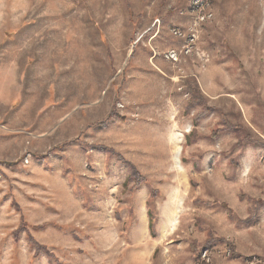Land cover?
Here are the masks:
<instances>
[{
  "label": "rangeland",
  "instance_id": "1",
  "mask_svg": "<svg viewBox=\"0 0 264 264\" xmlns=\"http://www.w3.org/2000/svg\"><path fill=\"white\" fill-rule=\"evenodd\" d=\"M0 264H264V0H0Z\"/></svg>",
  "mask_w": 264,
  "mask_h": 264
},
{
  "label": "trees",
  "instance_id": "2",
  "mask_svg": "<svg viewBox=\"0 0 264 264\" xmlns=\"http://www.w3.org/2000/svg\"><path fill=\"white\" fill-rule=\"evenodd\" d=\"M129 175H130V178L134 179L135 185H139L142 182L141 176L134 170V168L132 166H130ZM148 229H149L150 233L153 232V224H152L151 219H149V221H148ZM29 242L34 246V248L36 250L44 249L46 257H53L54 258L52 253H49L45 249V247H41L40 245H38V243L32 237H29Z\"/></svg>",
  "mask_w": 264,
  "mask_h": 264
},
{
  "label": "bare ground",
  "instance_id": "3",
  "mask_svg": "<svg viewBox=\"0 0 264 264\" xmlns=\"http://www.w3.org/2000/svg\"><path fill=\"white\" fill-rule=\"evenodd\" d=\"M174 140H175L174 145H175L176 143H179V142L181 141V139H179L178 136H175V137H174ZM174 153H175V155H174V159H175L176 162H178V155H179V153H180V145H179V144H178V145H177V144L175 145V151H174ZM178 212H179V211L176 209L174 215L172 216V219H171V225H172V226H175L176 220H177V218H178Z\"/></svg>",
  "mask_w": 264,
  "mask_h": 264
}]
</instances>
